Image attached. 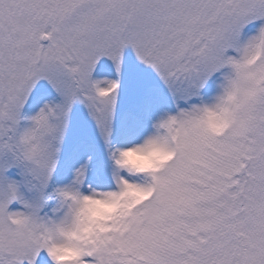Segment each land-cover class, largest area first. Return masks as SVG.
I'll return each instance as SVG.
<instances>
[{
	"label": "snow or ice",
	"instance_id": "obj_1",
	"mask_svg": "<svg viewBox=\"0 0 264 264\" xmlns=\"http://www.w3.org/2000/svg\"><path fill=\"white\" fill-rule=\"evenodd\" d=\"M0 264H264V0H0Z\"/></svg>",
	"mask_w": 264,
	"mask_h": 264
}]
</instances>
